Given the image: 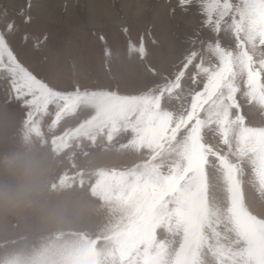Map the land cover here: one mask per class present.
Returning <instances> with one entry per match:
<instances>
[{"label": "snow or ice", "instance_id": "snow-or-ice-1", "mask_svg": "<svg viewBox=\"0 0 264 264\" xmlns=\"http://www.w3.org/2000/svg\"><path fill=\"white\" fill-rule=\"evenodd\" d=\"M30 9L27 0L18 13L23 23L31 21ZM177 9L199 22L180 41L171 70L151 65L143 39L128 43L129 59L151 78L136 94L49 87L9 46L17 25L6 9L0 69L15 101L31 109L26 118L54 105L53 123L89 111L78 125L85 134L108 142L129 135L116 147L139 154V162L106 170L99 180L121 213L114 238L119 264H264V214L253 212L244 192L247 166L264 202V0H177L173 17ZM99 39L111 65L115 57Z\"/></svg>", "mask_w": 264, "mask_h": 264}, {"label": "rangeland", "instance_id": "rangeland-1", "mask_svg": "<svg viewBox=\"0 0 264 264\" xmlns=\"http://www.w3.org/2000/svg\"><path fill=\"white\" fill-rule=\"evenodd\" d=\"M35 1L31 0V21L23 23L18 13L27 0L12 1L14 7L0 0V14L6 9L7 18L17 25L7 37L9 46L22 66L62 92L73 91L77 84L118 89L122 94L140 92L151 78L137 58L129 59V41L139 44L143 39L151 65L171 70L179 62L180 41L199 22L198 16L179 9L173 17L170 12L177 0H129L126 6L122 0H67L70 14L65 10L67 2L59 9L52 6L55 0H46L49 10L58 14L52 11L44 17ZM4 23L0 15V31ZM100 36L115 57L111 65L105 62ZM193 71L189 66L187 72ZM5 75L0 69V189L22 191L14 203H0V264H119L114 238L121 213L99 180L106 170H123L139 162V154L116 147L129 135L108 142L103 134H85L78 125L89 111L53 123L54 105L46 113L26 118L31 109L15 101ZM197 80L202 88V77ZM183 82L191 85L187 77ZM211 143L223 148L218 139ZM33 151L47 162L46 173L37 181L29 179L18 159ZM246 172V201L254 213L264 214V202L247 166Z\"/></svg>", "mask_w": 264, "mask_h": 264}, {"label": "clouds", "instance_id": "clouds-1", "mask_svg": "<svg viewBox=\"0 0 264 264\" xmlns=\"http://www.w3.org/2000/svg\"><path fill=\"white\" fill-rule=\"evenodd\" d=\"M23 166V170L31 181H37L41 179L47 171V162L38 151H33L26 156L18 158ZM22 189H14L12 187H6L0 189V203L12 204L18 200Z\"/></svg>", "mask_w": 264, "mask_h": 264}, {"label": "bare ground", "instance_id": "bare-ground-1", "mask_svg": "<svg viewBox=\"0 0 264 264\" xmlns=\"http://www.w3.org/2000/svg\"><path fill=\"white\" fill-rule=\"evenodd\" d=\"M4 1H7L10 6L14 7V5L12 3V1H14V0H4ZM64 2H67V0H55L54 5H52V6H54V8H56V6H57V8L62 9V8H64L63 7ZM45 3H47L46 0H38V1L34 2L35 8H36V6L39 7V10L41 8V11H38V14L42 17L46 16L47 14H53L52 11H54V12L56 11V9H54V8L52 9V11L49 10L48 6H51V4L45 5ZM121 3L123 6L129 5V0H122ZM68 5L69 4L67 2L65 10L67 11V14H70L71 8ZM42 8H43V10H42ZM54 14H58V13L55 12Z\"/></svg>", "mask_w": 264, "mask_h": 264}]
</instances>
